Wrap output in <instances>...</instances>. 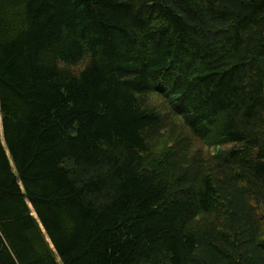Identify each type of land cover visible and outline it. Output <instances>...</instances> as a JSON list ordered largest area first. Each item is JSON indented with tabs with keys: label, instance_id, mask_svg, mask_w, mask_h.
Listing matches in <instances>:
<instances>
[{
	"label": "trees",
	"instance_id": "16d2710c",
	"mask_svg": "<svg viewBox=\"0 0 264 264\" xmlns=\"http://www.w3.org/2000/svg\"><path fill=\"white\" fill-rule=\"evenodd\" d=\"M0 264H264V0H0Z\"/></svg>",
	"mask_w": 264,
	"mask_h": 264
},
{
	"label": "rangeland",
	"instance_id": "374dc122",
	"mask_svg": "<svg viewBox=\"0 0 264 264\" xmlns=\"http://www.w3.org/2000/svg\"><path fill=\"white\" fill-rule=\"evenodd\" d=\"M200 146V145H199ZM202 147V146H201ZM203 148V150H205V151H210V152H213V149H208L207 147H202Z\"/></svg>",
	"mask_w": 264,
	"mask_h": 264
}]
</instances>
